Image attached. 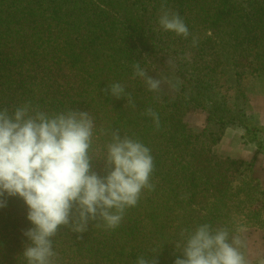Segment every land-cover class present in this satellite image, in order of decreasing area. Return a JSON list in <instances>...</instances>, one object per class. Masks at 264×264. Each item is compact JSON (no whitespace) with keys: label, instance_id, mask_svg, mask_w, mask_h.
Listing matches in <instances>:
<instances>
[{"label":"trees","instance_id":"1","mask_svg":"<svg viewBox=\"0 0 264 264\" xmlns=\"http://www.w3.org/2000/svg\"><path fill=\"white\" fill-rule=\"evenodd\" d=\"M75 1L66 16L59 15L57 8L51 12L52 21L76 17V23L81 22V37L69 30L81 44L69 42L63 48L52 28L45 33L37 25L40 16L30 14V3L39 0H0V109L11 112L30 104L53 114L73 108L88 111L95 124L99 113L107 120L112 114L111 123L118 124L114 129L151 149L154 169L150 177L153 188L142 191L137 205L125 210L117 228L110 229L103 221L90 222L91 229L102 228V237L97 233L94 238H81L82 242L75 240L79 233L62 228L74 235L65 261L72 262L75 253L81 252L86 264H110L105 250L114 247L118 252L107 253L118 264H136L138 257L154 255L159 264H174L177 257L182 258L175 244L203 223L227 228L230 238L236 239L250 229L264 233V185L254 177V162L221 158L213 148L221 132L236 125L247 140L258 141V149H264V127L253 128L250 90L245 86L250 77L264 75V0H136L123 20L118 13L109 15L96 9L92 0ZM163 10L179 13L190 32L187 39L160 27ZM22 22L28 25L26 29ZM59 33L64 35L62 30ZM193 37L198 38L196 46ZM80 46L81 52L77 51ZM113 49L117 58L108 61L107 50ZM39 50L49 58L44 75L35 74L31 61ZM62 58L81 70V87L64 80L70 68L65 70ZM136 63L150 76L154 71L171 72L181 81L180 91L172 96H158L153 91L149 95L144 81L133 76ZM126 75L131 90L124 86ZM116 82L125 88L119 99L103 91ZM149 108L158 113L159 127L146 114ZM193 110L209 115L206 129L195 130L184 122ZM96 129V146L106 148L114 129L100 132L101 136ZM103 154L101 151L99 156ZM92 166L99 175L106 174L103 159L97 163L94 158ZM6 200V205L13 203L12 197ZM144 215L149 222L141 219ZM6 223L8 226L0 222V231L10 227L15 236L10 240L0 236V247L5 249L0 264H14L13 254L28 243L20 230L31 223L23 217L14 224ZM181 228L184 235L178 233ZM63 243L54 238V251ZM241 251L247 259L243 245ZM64 253L55 255L60 258L55 261ZM257 264H264V259Z\"/></svg>","mask_w":264,"mask_h":264},{"label":"clouds","instance_id":"2","mask_svg":"<svg viewBox=\"0 0 264 264\" xmlns=\"http://www.w3.org/2000/svg\"><path fill=\"white\" fill-rule=\"evenodd\" d=\"M159 25L185 39L190 36L177 12L163 10ZM192 44H198L197 37ZM133 69L134 78H141L149 91H159L160 80L139 63ZM103 91L116 99L125 94L118 82ZM128 102L132 103L130 94ZM146 114L159 127L158 113L149 108ZM95 127L88 111L73 108L53 114L30 104L11 112L0 109V208L6 206L7 197H19L27 207L32 226L23 231L28 240L22 253L26 264H55L53 239L61 227L84 233L90 222L103 221L108 228H117L142 191L153 188L151 149L114 129L106 151L98 157L92 150ZM94 158L104 160L105 175L93 170ZM175 245L182 258L174 264H248L240 240L230 238L227 228L209 223L198 225ZM136 264L159 261L156 255L140 256Z\"/></svg>","mask_w":264,"mask_h":264},{"label":"rangeland","instance_id":"3","mask_svg":"<svg viewBox=\"0 0 264 264\" xmlns=\"http://www.w3.org/2000/svg\"><path fill=\"white\" fill-rule=\"evenodd\" d=\"M19 1H21V0H18V2ZM135 1L136 0H92V3L96 9H102V10H104V12L106 14L112 15L113 12L115 14L118 13L119 19L123 20L124 13L127 12L128 8ZM73 2H76V1L75 0H39L38 4L30 3V10H31L30 14L31 15L34 14L36 16L38 14L40 16V19H38L40 21V23L37 24L39 26V28L42 27V30L45 33L49 32L50 29L52 28V31H53L52 35L54 37H56L57 39H59V44L63 48H66L65 43H69V42L71 43V42L77 41L78 45L81 44V40L79 38L77 39V37H76V36L81 37V22L76 23V20H77L76 17L72 18L71 20H69L67 18H63L60 21H58V20L52 21L51 20V12L54 11L55 8H57L56 11L58 12L59 15H65L66 16L72 10V3ZM67 3H69V4H67ZM91 11H93V10L91 9ZM22 14H23V16H26V13L24 11H22ZM124 17H126V16H124ZM93 18L94 17H89L88 19H90L92 21ZM111 22L114 25H116L114 23V20ZM21 25H23L25 29L28 27V25L23 23V22ZM18 26H20V25H18ZM70 29H72V33L75 34L76 36H73L72 34L69 33ZM59 30H62L65 36L62 35V33L60 34ZM96 33H97V35L100 34V29L98 27H97ZM210 35H211V33H208V36H210ZM200 37H202V36H200ZM124 49H125V47H124ZM77 51L81 52V46L79 48H77ZM115 53H116V49H113L111 51L107 50V54L109 56H111L108 59V61H112L113 57L115 59V57H116ZM46 60L48 62L49 58L43 57L40 50L37 52L35 57H33L31 59L32 63L34 64L33 66H34L35 74L44 75L45 69H46L44 67V64H46ZM71 63H73V61L65 60L62 58L61 65H67L65 67L66 68L65 70H67V68H70L68 70L67 75L64 78V80L69 82L73 86L81 87V70H78ZM107 66L109 68L110 66H112V64L107 65ZM231 76H232V74H231ZM152 77L161 81L159 91H155L158 96L159 95L172 96L175 93H178L181 89L180 79L177 78L176 76H174L171 72L169 75H163L157 71H154ZM123 81H124V86H126L127 89L131 90L132 89V87H131L132 82L130 81L128 75H126V77H124ZM231 82H232V80H231ZM245 86L247 88H249V90H250L249 91V100H250L251 109L249 111V119L251 120V122L253 124H255V125H253V128H257V126H263L259 122L258 116L264 115V75L261 74V75H255V76L250 77L249 80L247 79V81L245 82ZM145 91L149 95H151L152 91H149L148 88ZM102 116H103L102 113H99L98 116L96 115V117H95L96 119H98L97 123L95 124L97 126L96 133L100 136L102 135V133H100V132L110 131V130L114 129L115 127H118V124L111 123L112 114L109 116L108 120L106 118H102ZM208 117H209V115L204 111H201V110H197V111L195 110L194 111L193 110V111L189 112L184 117L183 120L187 125H189L190 127H193V129L203 130V129H206L208 127V124H209L208 123ZM100 127H102L101 131H100V129H101ZM166 134L167 133H165V135ZM261 135L262 134H260L259 137ZM261 138H264V136H261ZM95 141H99L97 138V135L94 136L95 148L93 147L92 150L96 156L100 157L99 153L101 151L105 152L106 148H98L97 147L98 144ZM258 144H259L258 141L247 140L245 138L244 132L240 128H238L236 125H229L225 130H223L221 132V138L217 142L216 146H214L213 148H214L215 153L221 158H229V159H232L235 161H240V160H242L240 158V154H239L240 149L243 148V146H249V145L254 146L256 148V154H255L254 158L252 160H249L248 162H250V161L254 162V166H253L254 177L261 180L263 185H264V181L259 177V175H256V173H255V172H258L259 174L264 176V149L259 150ZM96 159H97V163L100 161L102 162L101 158H96ZM243 161H246V160H243ZM99 165H100V163H99ZM12 201H13V203L9 204L11 206L6 205L5 207L0 208V222L2 225L8 226V224L6 222L14 224V223H16V221L20 217L27 218V207H26L24 201L19 197H12ZM23 211H26V212L22 213V215H21V212H23ZM141 219H145L148 222L150 221L145 215L142 216ZM23 226H21V227L23 228ZM31 226L32 225H29L27 227V229L30 228ZM62 228H64V227L60 228L59 233L55 237V239H59L60 242H64V243L61 244L60 246H55V247H59V248H57V250L55 252H56L57 256L59 253H62V252H65V253L62 256V259L58 262H56L55 260L60 259V258H58L56 256L54 257L55 264H61L62 262L64 264H86L87 260L83 259V257H82L83 254H81V252L75 253V257H74V260L72 262L67 263L65 261V259L63 257H65L67 252H68L69 239H73L74 235L70 234L69 232L66 233V231L64 230L65 228L64 229H62ZM88 228L91 229L90 227H88ZM89 229H88V231H86V234H85V232L79 233L78 237H80V238L78 239L76 237L75 240L77 242H80V241L82 242L81 238H83V240H85V238H87V237L90 238L91 236H92L91 238H94V236L97 233L100 234V237H102V235H101L102 231L100 230L102 228L94 227L91 230H89ZM253 230H256V232L260 231L258 229L246 230V231L242 232L240 238H238L241 242V245H243L245 247L248 264H257V262L259 260L264 259V258L257 259L258 257H260L264 254V241L261 238L257 237V235H255L253 233ZM16 231H19V230H16ZM0 232H2L0 234V236H6V238H8V240H10L9 239L10 237L15 236V232L12 231L10 227H5L4 230L0 231ZM20 232H21V235L23 236L22 229L20 230ZM245 232L251 233V235H250V237H248V239L243 238V233H245ZM151 233L152 232L149 231L148 236H151L152 235ZM178 233L180 235H182V233H183V235H184L185 230L183 228H181L178 231ZM66 235H68L67 239H65ZM263 235H264V233H263ZM135 239L136 238H134L133 241H137V239L136 240ZM10 244H12V241H11V243H9V245ZM110 246H112V245H110ZM120 248H124V247L120 246ZM23 250H24V247L20 248L19 251L17 252V254H16V252L13 254L12 260L14 261V264H26V260L22 255ZM107 250H116V252H118V249H115L114 247H106V250H105V254H107L108 262L110 264H118L120 261L116 260L117 261L116 263L113 262V260H111V258L108 256ZM3 254H5V249L0 247V256ZM129 263H131V262H129Z\"/></svg>","mask_w":264,"mask_h":264},{"label":"crops","instance_id":"4","mask_svg":"<svg viewBox=\"0 0 264 264\" xmlns=\"http://www.w3.org/2000/svg\"><path fill=\"white\" fill-rule=\"evenodd\" d=\"M258 120L261 123V125L264 126V115L258 116ZM239 154H240V158L242 160H246V161L252 160L254 158L255 154H256V148L254 146H252V145L243 146V148L240 149V153ZM255 173H256V175H259V177L264 181V176H262L258 172H255ZM253 233L255 235H257V237L261 238L264 241V235H263L262 231L256 232V230H253ZM250 235H251L250 232H245V233H243V238L244 239L245 238L248 239V237H250ZM261 258H264V254L262 256L258 257L257 259H261Z\"/></svg>","mask_w":264,"mask_h":264}]
</instances>
